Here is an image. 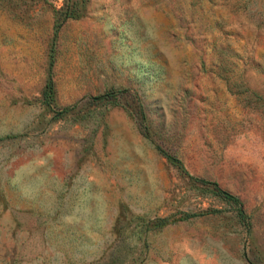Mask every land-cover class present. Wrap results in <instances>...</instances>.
Here are the masks:
<instances>
[{
  "label": "rangeland",
  "instance_id": "374dc122",
  "mask_svg": "<svg viewBox=\"0 0 264 264\" xmlns=\"http://www.w3.org/2000/svg\"><path fill=\"white\" fill-rule=\"evenodd\" d=\"M0 264H264V0H0Z\"/></svg>",
  "mask_w": 264,
  "mask_h": 264
},
{
  "label": "trees",
  "instance_id": "16d2710c",
  "mask_svg": "<svg viewBox=\"0 0 264 264\" xmlns=\"http://www.w3.org/2000/svg\"><path fill=\"white\" fill-rule=\"evenodd\" d=\"M61 13H59L56 16V21L54 23V28H53V32H56V30L58 29L60 23L62 22L63 19H65L67 16H71L72 12L71 10H65L63 11L62 15H60ZM52 54V49H50V56ZM49 64H51V57L49 60ZM125 89H119V90H115V91H105L99 94H96L94 96H92V98L94 99H101L103 97H105L106 95H113L116 92H121L124 91ZM51 91H52V86H51V81L50 79L47 82V90L44 93V96L46 97V103H49L50 99H51ZM75 105V102L67 104L61 108H54L55 110V114L59 115L61 114L63 111L70 109L71 107H73ZM155 147L157 148V150L163 155L165 156L167 159H169L171 162H173L174 164H176L178 167H180L182 170H185V167L183 166V163L181 161L180 158H178L176 155L168 152L167 150H165L164 148H162L159 144L155 143ZM189 177H191L192 179L198 181L199 183L202 184H206L209 185L211 187V189L219 194L220 196H222L223 198L233 202L235 204V209H236V215L238 217V219L244 223L245 226H247V228L249 227V215L247 214V212H245L244 208L241 205V200L239 198L238 195H236L235 193H232L224 188H221L218 183L215 180H211V179H207V178H202V177H198V176H193V175H189ZM213 210H218L217 208H214ZM195 212H190V211H183L182 214H180L177 218H186V217H190L192 215H195ZM167 216H159L156 218V220L158 221V223L162 224L167 222Z\"/></svg>",
  "mask_w": 264,
  "mask_h": 264
}]
</instances>
